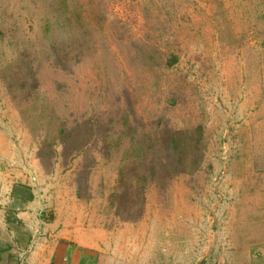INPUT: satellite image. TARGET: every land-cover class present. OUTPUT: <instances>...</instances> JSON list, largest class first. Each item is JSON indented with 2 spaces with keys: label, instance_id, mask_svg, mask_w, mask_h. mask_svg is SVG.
Returning a JSON list of instances; mask_svg holds the SVG:
<instances>
[{
  "label": "rangeland",
  "instance_id": "obj_1",
  "mask_svg": "<svg viewBox=\"0 0 264 264\" xmlns=\"http://www.w3.org/2000/svg\"><path fill=\"white\" fill-rule=\"evenodd\" d=\"M26 224L97 229L102 264H264V0H0V264Z\"/></svg>",
  "mask_w": 264,
  "mask_h": 264
},
{
  "label": "crops",
  "instance_id": "obj_2",
  "mask_svg": "<svg viewBox=\"0 0 264 264\" xmlns=\"http://www.w3.org/2000/svg\"><path fill=\"white\" fill-rule=\"evenodd\" d=\"M10 187L12 188L13 186L11 185ZM8 194V198H12L11 192ZM32 201L33 199L27 202L30 204ZM38 214L40 215V213ZM17 217L25 221V219L31 217L30 211L19 212ZM26 226V229L23 231H26L27 243L29 239H32L29 247V250H32L24 259H17L11 264H102V260L97 253L99 246L97 229L94 231L90 227L84 228L78 226L69 231L67 227H64L55 232L54 230L56 229L49 226L52 233L48 234V238L50 239L45 242L39 238L33 240V235L36 231L35 226L29 224H26ZM47 228L45 227L44 229L47 230ZM90 231L96 234L94 236H88L87 233Z\"/></svg>",
  "mask_w": 264,
  "mask_h": 264
},
{
  "label": "trees",
  "instance_id": "obj_3",
  "mask_svg": "<svg viewBox=\"0 0 264 264\" xmlns=\"http://www.w3.org/2000/svg\"><path fill=\"white\" fill-rule=\"evenodd\" d=\"M180 133H183L180 130H176L174 132L171 133V139L170 142L172 143V146L174 149L178 150V153H180V156H182L184 154V152L180 149V145H179V135ZM196 142H198L196 140ZM194 163H198V161H195ZM182 167V166H181ZM11 197L13 198V209H16L18 207V205L27 202V201H31L33 199V194L30 191V188L24 184H18L13 186L12 191H11ZM17 205V206H15ZM7 221L11 222V223H16V224H20V220L18 218H16L14 215L7 214L6 215ZM17 228V226H16ZM5 249L0 248V253L4 252ZM9 256V255H8ZM10 257V256H9ZM8 257V259L6 260L5 264H11L12 261L11 259Z\"/></svg>",
  "mask_w": 264,
  "mask_h": 264
}]
</instances>
